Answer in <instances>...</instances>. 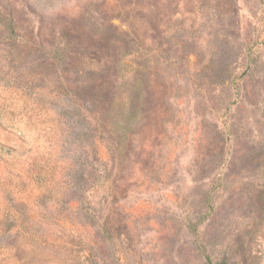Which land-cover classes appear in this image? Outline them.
Returning a JSON list of instances; mask_svg holds the SVG:
<instances>
[{
	"label": "rangeland",
	"instance_id": "obj_1",
	"mask_svg": "<svg viewBox=\"0 0 264 264\" xmlns=\"http://www.w3.org/2000/svg\"><path fill=\"white\" fill-rule=\"evenodd\" d=\"M0 264H264V0H0Z\"/></svg>",
	"mask_w": 264,
	"mask_h": 264
},
{
	"label": "trees",
	"instance_id": "obj_2",
	"mask_svg": "<svg viewBox=\"0 0 264 264\" xmlns=\"http://www.w3.org/2000/svg\"><path fill=\"white\" fill-rule=\"evenodd\" d=\"M5 25L13 32L12 23H11L10 20L7 19V17H6V20H5ZM7 149H8V151H10L9 148H7ZM207 261H208V263H210V260L208 258H207Z\"/></svg>",
	"mask_w": 264,
	"mask_h": 264
}]
</instances>
